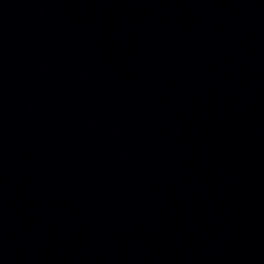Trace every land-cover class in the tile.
I'll use <instances>...</instances> for the list:
<instances>
[{
    "label": "water",
    "instance_id": "1",
    "mask_svg": "<svg viewBox=\"0 0 264 264\" xmlns=\"http://www.w3.org/2000/svg\"><path fill=\"white\" fill-rule=\"evenodd\" d=\"M0 264H264V0H0Z\"/></svg>",
    "mask_w": 264,
    "mask_h": 264
}]
</instances>
